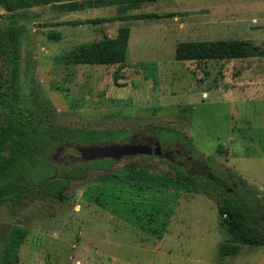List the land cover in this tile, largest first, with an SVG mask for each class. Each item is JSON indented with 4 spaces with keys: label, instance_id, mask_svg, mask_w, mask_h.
<instances>
[{
    "label": "rangeland",
    "instance_id": "1",
    "mask_svg": "<svg viewBox=\"0 0 264 264\" xmlns=\"http://www.w3.org/2000/svg\"><path fill=\"white\" fill-rule=\"evenodd\" d=\"M116 12L114 5L76 11L0 6V29L21 33L9 56L0 51V69H9L17 93L16 110L36 105V97L56 124L127 129L111 141L156 138L147 127L179 129L198 153L235 171L264 197V57L175 58L181 40L252 39L264 47V0H156L129 12L173 15L87 22ZM122 25L131 28L124 63L61 60L80 41L110 37ZM157 139L181 159L180 140ZM50 152L45 158L51 164L80 157L65 142ZM188 154L193 168L200 158ZM152 156L124 157L107 171L89 168L84 178L70 180L63 199L33 192L21 203L0 200V264H6L3 248L15 226L28 234L12 264H264V246L221 255L227 230L215 201Z\"/></svg>",
    "mask_w": 264,
    "mask_h": 264
},
{
    "label": "trees",
    "instance_id": "2",
    "mask_svg": "<svg viewBox=\"0 0 264 264\" xmlns=\"http://www.w3.org/2000/svg\"><path fill=\"white\" fill-rule=\"evenodd\" d=\"M154 1L156 0H0V6L10 11L41 5H52L57 11L116 6L115 15L89 18L87 22L90 23L145 20L173 15L129 12L142 4ZM20 34L0 29L1 53L9 56L11 42H19ZM54 35L58 38V33ZM130 35V26L122 25L113 37H103L74 45L61 56V60L66 64L124 63ZM258 56L264 57V47L252 39L181 40L177 42L175 48L176 59L196 62ZM9 88L11 93L15 91L11 81ZM1 92L0 87V95ZM16 98V92L8 96L4 101L7 109L5 116L0 117V200L7 198L14 203H21L33 192L37 196L48 195L63 199L64 190L69 186L71 179L84 178L89 168L110 170L116 161L112 158L83 163L51 164L45 157L57 144L65 142L78 145L118 139L127 132V129L73 128L59 125L51 120L52 117H49L48 111L36 97L35 108L30 103L19 106L17 110ZM146 131L147 133L152 131L155 139L163 136L169 144L177 145L178 140L184 144L181 163L167 160L163 156L161 158L174 169L178 180L194 189L202 190L215 201L219 222L227 230V237L219 245L221 255H235L243 245L264 246V197L258 189L235 171L221 167L211 156L198 153L181 130L147 127ZM131 139L148 140L146 137ZM5 151H8L7 155H4ZM189 152L200 158L193 168L189 167ZM140 156L143 159L153 157ZM39 166L41 168L38 173L36 167ZM27 234L25 227L15 226L11 230L3 248L2 258L6 264L19 261V248Z\"/></svg>",
    "mask_w": 264,
    "mask_h": 264
},
{
    "label": "water",
    "instance_id": "3",
    "mask_svg": "<svg viewBox=\"0 0 264 264\" xmlns=\"http://www.w3.org/2000/svg\"><path fill=\"white\" fill-rule=\"evenodd\" d=\"M153 143L149 140H128L122 142L116 141H99L89 144L76 145L77 150L80 153V157L85 161H94L97 159L112 158L114 160H120L124 157H133L140 155H155L161 156L163 154V148L159 140L153 139ZM170 152V151H169ZM167 152L166 154H168ZM165 154V155H166Z\"/></svg>",
    "mask_w": 264,
    "mask_h": 264
},
{
    "label": "flooded vegetation",
    "instance_id": "4",
    "mask_svg": "<svg viewBox=\"0 0 264 264\" xmlns=\"http://www.w3.org/2000/svg\"><path fill=\"white\" fill-rule=\"evenodd\" d=\"M9 72V69H8V71H7V69L4 71L3 69H0V84H1V95H0V97L2 98V101H0V117H4L5 116V113H6V105L4 104V101H6V99H8V96L10 95V94H14V92H16V90L13 92V93H11V91H10V88H9V83H10V74L8 73ZM12 84V83H11ZM12 87H13V84H12ZM10 93V94H9ZM34 100V99H33ZM32 106L35 108L36 107V105L34 104V103H32ZM148 140L151 142V143H153L154 141H153V139H149L148 138ZM158 140V139H157ZM68 144H70L72 147H74L75 149H77L76 148V145L77 144H73V143H68ZM79 145V144H78ZM78 151V150H77ZM163 154L161 155V156H166L167 157V159H169V160H173V162H176V163H181V161H180V159L178 160H176L175 159V156H173V154H171L172 152H169V151H165L164 149H163ZM79 152V151H78ZM167 152H169L168 154H166ZM176 152H181V151H179V150H177ZM183 153L184 152H182V155H183ZM166 154V155H165ZM182 155L180 156V158L182 157ZM160 156V157H161ZM191 158V157H190ZM62 159V160H61ZM59 161H57L56 163L57 164H66V163H76V162H78V163H83L85 160L83 159V158H81V157H79V156H73V155H68L67 156V159H65L64 160V158H61Z\"/></svg>",
    "mask_w": 264,
    "mask_h": 264
},
{
    "label": "crops",
    "instance_id": "5",
    "mask_svg": "<svg viewBox=\"0 0 264 264\" xmlns=\"http://www.w3.org/2000/svg\"><path fill=\"white\" fill-rule=\"evenodd\" d=\"M120 21H121V20H115V21H112V22L117 23V22H120ZM108 23H110V22H108ZM118 28H119V27H117L116 30L113 31V35H110V37H113V36H115V35L117 34ZM99 39H100V38H99ZM80 43H81V41H80Z\"/></svg>",
    "mask_w": 264,
    "mask_h": 264
}]
</instances>
